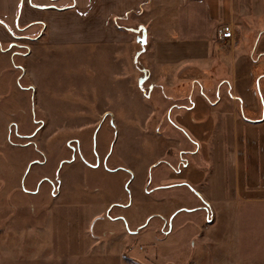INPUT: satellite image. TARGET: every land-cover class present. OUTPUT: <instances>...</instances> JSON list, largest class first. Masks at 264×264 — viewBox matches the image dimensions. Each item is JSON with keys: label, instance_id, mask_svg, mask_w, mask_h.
<instances>
[{"label": "rangeland", "instance_id": "obj_1", "mask_svg": "<svg viewBox=\"0 0 264 264\" xmlns=\"http://www.w3.org/2000/svg\"><path fill=\"white\" fill-rule=\"evenodd\" d=\"M255 1L253 38L264 30V0ZM151 4L165 13L148 17L146 7L113 20L128 36L115 57L38 51L25 76L22 57L12 70L0 56V264H264L263 199L210 203L199 187L158 188L184 164L176 151L165 156L178 134L162 105L184 91L149 90L138 40L146 22L158 39L161 21L171 39L183 37L171 13L184 10L173 0ZM22 44L10 38L0 51L24 54ZM215 173L212 199L221 188Z\"/></svg>", "mask_w": 264, "mask_h": 264}, {"label": "crops", "instance_id": "obj_2", "mask_svg": "<svg viewBox=\"0 0 264 264\" xmlns=\"http://www.w3.org/2000/svg\"><path fill=\"white\" fill-rule=\"evenodd\" d=\"M151 1L0 0V44L10 38L21 39L22 47L27 49L24 54L13 49L0 51V56L9 59L12 70L13 59L22 57L25 76L27 63L36 61L38 51L47 54L108 49L115 57L118 46L127 42L128 36L117 31L113 20L121 21L146 7L148 17L165 13L163 6L152 5ZM173 2L177 12L184 10L183 15L171 13L183 37L177 34L171 39L166 34L165 22L161 21L164 36L158 39L156 31L146 22L143 30L147 39L139 53L144 55L142 73L152 93L184 91L183 98L162 101L163 106L170 108L166 112L168 123L178 134L168 139L172 147L165 156L176 151L182 155L184 164L158 188L199 187L204 194L198 192L196 196L210 203L245 197L249 201L264 200V192L247 191L264 187V82H259L264 77V36H261L264 30L256 38L250 34L257 18L256 1ZM223 25L231 27L230 40L217 37ZM239 106L244 117L237 111ZM255 115L260 118H251ZM165 156L152 163L151 166H156L151 170L163 163ZM204 165L210 170L206 171ZM189 170L197 172L192 181L188 180ZM244 171L248 175L246 172L243 176ZM212 172H216L221 187L219 197L213 199L206 194L207 183L215 178Z\"/></svg>", "mask_w": 264, "mask_h": 264}, {"label": "built area", "instance_id": "obj_3", "mask_svg": "<svg viewBox=\"0 0 264 264\" xmlns=\"http://www.w3.org/2000/svg\"><path fill=\"white\" fill-rule=\"evenodd\" d=\"M232 35H233V33H232L230 26L223 25L219 29L217 37L219 40H230L232 38Z\"/></svg>", "mask_w": 264, "mask_h": 264}, {"label": "trees", "instance_id": "obj_4", "mask_svg": "<svg viewBox=\"0 0 264 264\" xmlns=\"http://www.w3.org/2000/svg\"><path fill=\"white\" fill-rule=\"evenodd\" d=\"M261 36H264V33H262ZM259 82H264V77H261V78L259 79ZM237 111H238V113H239V115H240L241 117H244V112H243V109H242L241 106L238 107V110H237Z\"/></svg>", "mask_w": 264, "mask_h": 264}, {"label": "water", "instance_id": "obj_5", "mask_svg": "<svg viewBox=\"0 0 264 264\" xmlns=\"http://www.w3.org/2000/svg\"><path fill=\"white\" fill-rule=\"evenodd\" d=\"M145 31L142 30V33H141V38L138 40L139 44L140 45H144L145 44Z\"/></svg>", "mask_w": 264, "mask_h": 264}]
</instances>
